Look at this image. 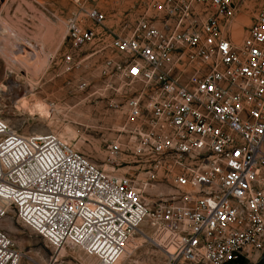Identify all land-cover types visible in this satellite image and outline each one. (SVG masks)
I'll return each instance as SVG.
<instances>
[{"label":"built area","instance_id":"built-area-1","mask_svg":"<svg viewBox=\"0 0 264 264\" xmlns=\"http://www.w3.org/2000/svg\"><path fill=\"white\" fill-rule=\"evenodd\" d=\"M67 1L72 45L120 57L106 70L138 87L114 148L147 177L111 176L57 135L0 119V264H41L1 228L11 213L49 248L99 264L145 245L169 264H264V0ZM161 180L176 193L149 206Z\"/></svg>","mask_w":264,"mask_h":264},{"label":"rangeland","instance_id":"rangeland-1","mask_svg":"<svg viewBox=\"0 0 264 264\" xmlns=\"http://www.w3.org/2000/svg\"><path fill=\"white\" fill-rule=\"evenodd\" d=\"M133 6V1L108 4L105 10L110 16L118 17V12H126ZM74 14L75 7L67 0H0V119L24 137L57 135L107 174L128 176L141 182L147 177V169L144 171L133 159L132 152L123 155L114 148L123 141L121 129L127 121L125 105L138 87L129 86L106 70L107 58L120 57L97 53L93 43L72 45L68 24ZM17 20L22 22L18 21L21 24L15 27ZM44 21L56 25L57 37L54 41L53 31H48L49 27L41 28L44 33L48 31L42 43L50 57L44 72L33 77L21 63L29 68L35 66L31 57L33 50L39 49L34 37L36 27ZM65 54H73L77 62L69 73L61 63ZM37 101L48 105L50 117L44 119L28 112V106ZM175 193L169 183L161 180L147 190L145 198L152 206ZM1 228L10 234L21 251L41 264L55 257L70 264L98 262L79 249L49 248L13 213L5 218ZM120 264H169V261L161 251L145 245Z\"/></svg>","mask_w":264,"mask_h":264},{"label":"bare ground","instance_id":"bare-ground-1","mask_svg":"<svg viewBox=\"0 0 264 264\" xmlns=\"http://www.w3.org/2000/svg\"><path fill=\"white\" fill-rule=\"evenodd\" d=\"M19 13V12H18ZM22 15V14H21ZM23 17V15H22ZM18 19V18H16ZM13 20V19H12ZM10 20V21H12ZM22 20V19H21ZM9 21V22H10ZM19 20H17L18 22ZM15 22V21H14ZM19 22H22V21H19ZM17 23L15 24L14 26L16 27V25H19L21 23ZM14 24V23H13ZM50 24V25H49ZM20 26V25H19ZM42 27H49L48 28V31L49 30H52L53 31V36L52 38L54 39V41L56 40V25L53 24V23H47V22H43L41 24V26H38L36 27V35L34 37V40L37 42V45L38 46V49L39 51H36L35 49L33 50V53H32V61H34L35 63V66L32 67V68H29L24 62L21 63V67L24 68L28 73L29 75H32L33 77H38L41 73L44 72V70L47 68L48 66V62H49V57L50 55H47L45 52H44V46H43V40L45 39V37L47 36V33L48 31H46L44 33V31L42 32L41 28ZM35 29V28H34ZM13 31V30H12ZM33 34V33H32ZM5 45V44H4ZM35 46V47H36ZM8 55V54H7ZM9 56V55H8ZM33 84V83H32ZM28 112L30 114H36V115H39L41 118H48L50 117V110H49V107L48 105H46L45 103L41 102V101H37L35 103H33L32 105L28 106ZM32 116V115H31ZM48 121V120H47ZM80 250V249H79ZM134 251L133 249H129V255L128 257H126L123 261L127 260V259H131V257H133L134 255ZM88 258L90 259H93V260H97V264H99V260L95 257H89L87 256ZM122 261V262H123ZM120 262V263H122ZM118 263V264H120Z\"/></svg>","mask_w":264,"mask_h":264}]
</instances>
